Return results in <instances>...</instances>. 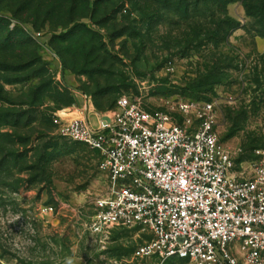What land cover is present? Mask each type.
<instances>
[{"label":"rangeland","instance_id":"1","mask_svg":"<svg viewBox=\"0 0 264 264\" xmlns=\"http://www.w3.org/2000/svg\"><path fill=\"white\" fill-rule=\"evenodd\" d=\"M103 1L92 18L96 0L73 11L72 0H0V264H154L135 257L151 239L140 230H88L109 180L94 151L59 134L58 112L91 109L97 120L124 96L151 113L211 102L238 170L250 176L264 151V37L241 3L224 15L213 4L125 0L104 17ZM226 16L240 27L223 25L218 38ZM41 206L55 212L42 217Z\"/></svg>","mask_w":264,"mask_h":264},{"label":"built area","instance_id":"2","mask_svg":"<svg viewBox=\"0 0 264 264\" xmlns=\"http://www.w3.org/2000/svg\"><path fill=\"white\" fill-rule=\"evenodd\" d=\"M62 112L59 134L96 152L109 180L108 194L94 202L90 232L140 230L151 239L135 257L154 264H264V151L250 176L238 170L214 103L190 100L151 113L124 96L96 124ZM54 212L38 209L42 217Z\"/></svg>","mask_w":264,"mask_h":264},{"label":"trees","instance_id":"3","mask_svg":"<svg viewBox=\"0 0 264 264\" xmlns=\"http://www.w3.org/2000/svg\"><path fill=\"white\" fill-rule=\"evenodd\" d=\"M99 1L100 0H96V2H94V4H93V8L91 11L92 18L94 17L95 12L97 13V6L99 4ZM107 1L108 2H106V0H104L102 2L105 4L104 17L107 16V14H109V11H111L112 6H114V7L117 5L122 6L123 3L125 2V0H118V2H116V3L111 2V0H107ZM144 1H146V0H144ZM170 1H172V0H154L155 4L160 5V7H162V8L168 7ZM77 2H78V0H72V3H71L72 11L76 8ZM237 2L241 3L244 6L246 16L251 18L254 21V23L256 24L257 34L264 37V0H177V6H179L180 9L184 8L185 10H187L191 6L197 7L200 5L213 4V5H217L219 8H221L222 9L221 11L224 12V15H226L225 14V8L228 5L234 4ZM145 16H147V14ZM142 19L148 20V19H146V17L145 18L143 17ZM217 25H218L217 30L214 33L219 35L218 38L221 37L222 32L225 33V31H224L225 28L223 27V25L227 26L229 28V30H228L229 33H233L234 31H236L240 27L239 22H237V21H235L232 18L227 17V16L225 17V19H223L221 21L219 20V23H217ZM76 29H78V28H73V30H76ZM80 33H82V35H91L92 34L90 41L92 43H94L96 41V35L89 32L88 30H84ZM82 48H83L82 54H84V50H87V47L84 46ZM93 50H96V52L100 51L96 47L92 46V49L90 50V52L91 51L93 52ZM98 59H99V57H96L91 61L86 60V62L88 63L87 65H91V63L98 61ZM172 260H174V259H172ZM169 261H171V260H169Z\"/></svg>","mask_w":264,"mask_h":264},{"label":"crops","instance_id":"4","mask_svg":"<svg viewBox=\"0 0 264 264\" xmlns=\"http://www.w3.org/2000/svg\"><path fill=\"white\" fill-rule=\"evenodd\" d=\"M257 45L259 46L260 49H262L264 51V39H260L258 42H257ZM91 108V107H90ZM89 112V118L87 116H78V115H74V112L73 111H69L68 113H65L64 112V117L67 119V120H70V119H73V118H80V117H83V118H86L88 119L92 124H94L97 120H94L96 118H94L92 115V110L90 109V111L87 109V113ZM94 120V121H93Z\"/></svg>","mask_w":264,"mask_h":264},{"label":"bare ground","instance_id":"5","mask_svg":"<svg viewBox=\"0 0 264 264\" xmlns=\"http://www.w3.org/2000/svg\"><path fill=\"white\" fill-rule=\"evenodd\" d=\"M96 123H97V121L94 124H96Z\"/></svg>","mask_w":264,"mask_h":264}]
</instances>
